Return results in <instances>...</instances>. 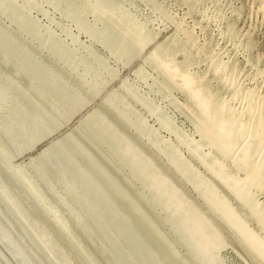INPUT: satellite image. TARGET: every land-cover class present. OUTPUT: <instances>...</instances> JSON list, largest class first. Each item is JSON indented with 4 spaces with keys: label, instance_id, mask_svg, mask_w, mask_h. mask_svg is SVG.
Instances as JSON below:
<instances>
[{
    "label": "rangeland",
    "instance_id": "374dc122",
    "mask_svg": "<svg viewBox=\"0 0 264 264\" xmlns=\"http://www.w3.org/2000/svg\"><path fill=\"white\" fill-rule=\"evenodd\" d=\"M110 1L0 0V264H264V0Z\"/></svg>",
    "mask_w": 264,
    "mask_h": 264
},
{
    "label": "bare ground",
    "instance_id": "6f19581e",
    "mask_svg": "<svg viewBox=\"0 0 264 264\" xmlns=\"http://www.w3.org/2000/svg\"><path fill=\"white\" fill-rule=\"evenodd\" d=\"M61 3L64 5V6H66L69 10H72V11H76V13L79 15V18L80 19H82L85 15H87L88 13L89 14H91L92 16H93V19H94V23H95V25H93V26H96L97 24H99V25H103V27H102V30H98L97 32H99V33H102V34H106L107 36H109V35H111L112 34V29H113V27H115V25L117 24V20H119L118 18H119V11L116 9V5L112 2V1H110V0H61ZM107 16H108V18H107ZM106 17V19H104V18ZM83 20V19H82ZM119 23V22H118ZM132 26V25H131ZM129 27V29H128V32H127V34H126V36L128 35V36H131V34H132V32H133V27H134V25H133V27H130V26H128ZM95 28V27H94ZM97 28V27H96ZM96 28H95V30H96ZM98 29V28H97ZM116 29V28H115ZM134 29H135V27H134ZM127 30V29H126ZM135 30H137V29H135ZM139 30V29H138ZM142 32H143V30H142ZM137 33V32H136ZM133 34H134V32H133ZM137 34H139V31H138V33ZM143 34V33H142ZM136 36V35H135ZM138 36V35H137ZM146 36V35H145ZM139 37V36H138ZM143 37V36H142ZM141 39V38H140ZM139 39V40H140ZM150 40V38L148 39V41ZM153 40V39H152ZM146 41H147V39H142V43H141V45L143 44V45H145V43H146ZM147 41V42H148ZM151 41V40H150ZM149 41V42H150ZM135 43V42H134ZM148 44V43H147ZM146 44V45H147ZM142 45V46H143ZM151 45H153L154 46V44H151ZM150 45H148L147 47H149ZM146 47V48H147ZM150 47H152V46H150ZM146 48H144V49H146ZM154 49V48H153ZM140 51H142V49H140ZM136 53H137V51H136ZM25 68H26V70H27V72H31V66H30V62L29 61H26V62H24V65H23ZM16 77H17V73H16ZM18 77H19V79H23V80H25V79H27L25 76H24V74L21 72V73H19L18 74ZM36 78V77H35ZM33 79L31 78L30 80H29V82H28V89L31 91V93H33V94H35V95H38V96H42L43 95V91H41V89H40V87L38 86V84L37 83H33ZM40 83V82H39ZM43 85V84H42ZM10 86L12 87L13 86V84H11L10 83ZM26 87V88H27ZM29 91V92H30ZM197 93V92H196ZM195 93V94H196ZM194 94V95H195ZM198 95V94H197ZM195 97V96H194ZM196 98H197V96H196ZM199 100V99H198ZM198 103H199V101H198ZM210 105H211V103H209ZM207 105V104H206ZM205 105V107H201V113L203 114L204 112H207L205 109H208L207 107L209 106V109H210V105H207L206 106ZM213 105V104H212ZM209 109H208V111H209ZM212 109V108H211ZM29 114V116H30V114L31 115H33L32 113H28ZM35 115H39V114H37V113H34ZM26 116H28V115H26ZM28 116V117H29ZM34 116V115H33ZM36 116H34V119H36L35 118ZM81 118L83 119V116H81ZM33 117H32V122H33ZM37 120V119H36ZM84 120V119H83ZM35 121V120H34ZM90 121H91V123H95L96 122V119L95 118H91L90 119ZM28 122H29V120H28ZM27 125V124H26ZM26 129H28L30 132V136H32L31 134H35V125H34V123L32 124L31 122H29L28 123V126H27V128ZM33 134V135H34ZM221 134V133H220ZM219 134V135H220ZM47 135L48 134H46V135H41V138L40 139H42V138H45V139H47L46 137H47ZM37 136V135H36ZM34 138V137H33ZM220 138H221V136H220ZM219 138V136H218V139H220ZM222 138H225V136L224 137H222ZM221 138V139H222ZM108 143H111V145L114 147V146H116V150H117V148H119V146H117V144H113L112 143V141L109 139V138H107L106 137V139H105ZM43 141V140H42ZM45 141V140H44ZM43 141V142H44ZM115 148V147H114ZM126 153H127V155H129V151L128 150H126L125 151ZM126 155V156H127ZM52 170V168L51 167H49V166H47L46 167V172L48 173L49 171H51ZM147 171H148V166L146 165L145 166V168L143 169V173H147ZM65 175H69V176H72L73 177V180L76 182V184H79V183H83V181H84V179H85V177L84 176H82V175H77V174H75V175H73V174H71V171L69 170V168H67V170H66V173H65ZM64 175V176H65ZM63 175L62 176H60L62 179H63V177H64ZM101 178L102 179H104L103 178V173H102V175H101ZM90 185V184H89ZM89 185H87V189H88V192L90 193V194H95V191L97 190V188H95L96 190H94L93 188H94V186H93V188H92V186L90 187ZM98 191V190H97ZM114 191V190H113ZM99 193V192H98ZM89 194V195H90ZM97 194V193H96ZM114 195L116 196L117 194L116 193H114ZM97 196V195H96ZM99 196V195H98ZM90 197V196H89ZM92 197V196H91ZM102 196H100V198H101ZM88 198V197H87ZM93 198H95V197H93ZM99 198V199H100ZM126 198H128V197H126ZM122 199H125V198H122ZM131 200V199H130ZM101 205H102V203H101ZM103 205H104V203H103ZM120 205V204H119ZM105 206V205H104ZM107 210V209H106ZM107 211H109V210H107ZM106 211V212H107ZM124 211H125V209H124ZM110 213V212H109ZM139 214V213H138ZM106 215H107V213H106ZM111 215H112V213H111ZM122 215V214H121ZM120 215V216H121ZM130 215V214H129ZM116 216V215H115ZM113 217V216H112ZM114 219V218H113ZM121 220V219H120ZM118 221V220H117ZM143 221V223H139V224H141V226H144V225H146V221L145 220H142ZM113 222H115V220L113 221ZM121 224V223H120ZM143 224V225H142ZM148 224H150L149 223V221H148ZM98 226H99V224H98ZM101 226V225H100ZM99 226V227H100ZM147 226V225H146ZM121 227V226H120ZM119 227V228H120ZM127 227H128V225H127ZM103 228V227H102ZM118 228V229H119ZM124 228H126V227H124ZM104 229V228H103ZM103 229H101V228H99V230L101 231V232H105V229L103 230ZM122 229V228H121ZM128 229V228H127ZM127 229H125V231L127 230ZM117 232H119V231H117ZM126 232H128V231H126ZM130 232V231H129ZM150 232H151V230H150ZM209 232V231H208ZM114 233V232H113ZM122 233H125V232H122ZM204 233V232H203ZM153 234H154V232H153ZM153 234H152V236H153ZM112 235V234H111ZM127 235V234H126ZM131 235V234H130ZM147 235V234H146ZM128 236V235H127ZM148 236V235H147ZM159 237H160V235H158ZM209 236L210 235H207V232H206V235L204 234V237L203 238H199V240H197L198 242V244H202V246H203V243H207L208 241H209ZM126 237V236H125ZM129 238H131L130 236H128ZM150 237H151V235H150ZM201 237V236H200ZM127 238V237H126ZM142 239H143V237H142ZM147 239V238H146ZM125 240V239H124ZM127 240V239H126ZM140 241V240H139ZM142 241V240H141ZM127 242V241H126ZM121 243H122V241H121ZM125 244V243H124ZM136 244H138V243H136ZM139 244H140V242H139ZM198 244H197V246H198ZM204 244V245H205ZM141 245V244H140ZM140 245H138V247H140ZM196 245V244H195ZM111 248H114V247H116L115 246V244H113V243H111ZM120 246H121V244H120ZM130 246V245H129ZM134 247H135V245H133ZM206 246V245H205ZM204 246V247H205ZM120 248V247H119ZM119 248H117L118 249V251H119ZM114 249H116V248H114ZM135 249H136V247H135ZM141 250H142V246H141V248H140ZM213 250V249H212ZM118 251H117V255L116 256H118V258L119 259H121V261L122 262H124V263H126V264H136V263H138V264H142L141 262L139 263V262H136L135 263V261L133 262V261H131L130 259H131V257H129L128 256V254H129V252L131 251L132 252V250L130 249V250H128L126 253L124 252V251H122V252H124V253H122V254H124V255H120L119 253L121 252V251H119V253H118ZM133 253H134V255L135 256H137V254L135 253V251L136 250H134V248H133ZM137 251H138V249H137ZM213 251H215V250H213ZM219 251V250H218ZM138 252H140V251H138ZM142 252V251H141ZM140 252V253H141ZM139 253V254H140ZM212 253V252H211ZM126 254V255H125ZM130 254H132V253H130ZM129 254V255H130ZM138 254V255H139ZM144 255V254H143ZM211 255V254H210ZM133 256V255H132ZM142 256V255H141ZM146 256V255H145ZM216 256V255H215ZM220 256V255H219ZM137 257H139V256H137ZM136 257V261H142L141 260V258L140 259H138ZM148 257H150V258H148L149 260H151V257L152 256H148ZM144 258H146V257H144ZM211 258H213V257H211ZM148 259H147V261H148ZM145 260V259H144ZM143 260V261H144ZM213 260V259H212ZM142 261V262H143ZM214 262H215V260H214Z\"/></svg>",
    "mask_w": 264,
    "mask_h": 264
}]
</instances>
